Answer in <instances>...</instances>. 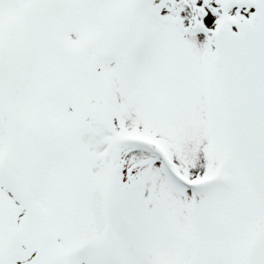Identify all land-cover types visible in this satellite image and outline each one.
<instances>
[{
  "label": "snow or ice",
  "instance_id": "6c2138e0",
  "mask_svg": "<svg viewBox=\"0 0 264 264\" xmlns=\"http://www.w3.org/2000/svg\"><path fill=\"white\" fill-rule=\"evenodd\" d=\"M0 264H264V0H0Z\"/></svg>",
  "mask_w": 264,
  "mask_h": 264
}]
</instances>
